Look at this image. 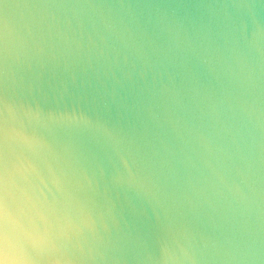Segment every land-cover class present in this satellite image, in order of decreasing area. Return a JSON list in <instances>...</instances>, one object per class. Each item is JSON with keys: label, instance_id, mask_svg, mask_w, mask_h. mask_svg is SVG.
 I'll return each mask as SVG.
<instances>
[{"label": "water", "instance_id": "water-1", "mask_svg": "<svg viewBox=\"0 0 264 264\" xmlns=\"http://www.w3.org/2000/svg\"><path fill=\"white\" fill-rule=\"evenodd\" d=\"M0 264H264V0H0Z\"/></svg>", "mask_w": 264, "mask_h": 264}]
</instances>
